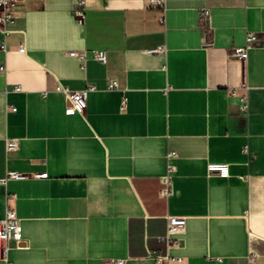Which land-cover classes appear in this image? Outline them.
<instances>
[{
  "label": "crops",
  "instance_id": "crops-1",
  "mask_svg": "<svg viewBox=\"0 0 264 264\" xmlns=\"http://www.w3.org/2000/svg\"><path fill=\"white\" fill-rule=\"evenodd\" d=\"M76 1L19 0L13 30L0 31V179L28 174L0 181V217L15 194L27 239L0 264H156L150 252L249 264L251 251L264 264V45L229 56L248 31L264 36V0H86L83 23ZM59 82L94 87L84 113H66ZM168 151L173 192L160 198ZM209 162L229 163V176ZM168 215L187 217L170 248Z\"/></svg>",
  "mask_w": 264,
  "mask_h": 264
},
{
  "label": "built area",
  "instance_id": "built-area-1",
  "mask_svg": "<svg viewBox=\"0 0 264 264\" xmlns=\"http://www.w3.org/2000/svg\"><path fill=\"white\" fill-rule=\"evenodd\" d=\"M157 6L165 8V0H152ZM19 0H0V31L4 36L8 35L16 23V17L14 14L15 7L17 6ZM74 16L79 23H83L86 15V0H77L73 9ZM210 15L209 9H204L203 20H207ZM163 16L160 20L163 21ZM264 45V36L254 32L248 31L246 34L245 43L243 45L233 46L229 49V56L232 58L239 59L241 61H246L249 56V50L253 46ZM0 49L7 51V46L5 41L0 44ZM18 49L20 51H25V45L19 44ZM166 47L160 46L155 49L147 50L148 53H165ZM88 52L78 53V56L82 60H86L89 57ZM91 55L102 63L107 62V53L105 50L97 49L91 51ZM0 70H6V64H0ZM108 88L114 89L119 87V82L117 79L111 78L107 85ZM16 90H20V86L16 85ZM56 89L62 92L67 98L69 104L65 111L67 114L72 113H84L87 107V101L89 93L94 90V87L87 85L82 89H70L67 85L59 82ZM241 108L243 111H248V96L244 95L242 98ZM127 105V98L123 97L121 109H125ZM13 109H16L13 107ZM19 142L15 138H8L6 140V150H14L18 147ZM176 156L175 151H168L166 153L167 158V171L162 176V188L159 191L160 198H167L173 192V172L176 169V165L171 161L173 157ZM207 171L210 174H218L222 177H227L230 174L229 163L226 162H209L207 164ZM37 177L47 176V173H37ZM28 177L27 173H23L16 170H8L4 177L0 179L1 183L6 184L11 178L22 179ZM15 194L7 195V203L5 213L0 217V258L8 261L9 250L11 247H20L24 241L27 239L24 237L22 232V226L20 218L17 215L15 207ZM187 228V217L179 215H168L167 217V230L164 235L160 238L164 240L168 248L173 247L179 243L180 236L185 233ZM149 256L155 261L156 264H181L183 261L180 255H171L169 252L165 255H160L155 252H150ZM249 264H257L256 253L254 251L250 252ZM9 262V261H8ZM127 259L124 257L110 258L107 259V264H126Z\"/></svg>",
  "mask_w": 264,
  "mask_h": 264
}]
</instances>
